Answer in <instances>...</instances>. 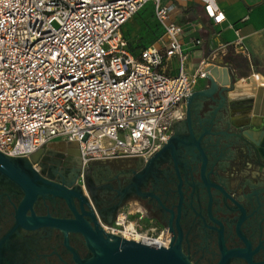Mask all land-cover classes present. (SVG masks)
<instances>
[{
    "label": "built area",
    "instance_id": "built-area-1",
    "mask_svg": "<svg viewBox=\"0 0 264 264\" xmlns=\"http://www.w3.org/2000/svg\"><path fill=\"white\" fill-rule=\"evenodd\" d=\"M201 1L214 23L224 20L214 0ZM148 4L160 35L131 49L123 27ZM171 10L161 0H0V152L30 158L51 142L73 143L64 147L83 165L155 154L206 77L207 60L187 73L184 28ZM173 57L171 76L163 68ZM104 228L152 247L170 243L165 230H143L126 215Z\"/></svg>",
    "mask_w": 264,
    "mask_h": 264
},
{
    "label": "flooded vegetation",
    "instance_id": "flooded-vegetation-1",
    "mask_svg": "<svg viewBox=\"0 0 264 264\" xmlns=\"http://www.w3.org/2000/svg\"><path fill=\"white\" fill-rule=\"evenodd\" d=\"M185 119L173 124L171 142L152 161L83 165L68 147H44L35 162L15 160L35 187L48 188L41 178L68 192H37L27 206L24 189L0 173V264H78L92 255L83 233L30 217H80L91 231L97 224L109 233L104 227L122 209L179 239L191 264H216L230 250L239 253L225 264H264V162L225 148L217 135L201 136L195 119L191 126Z\"/></svg>",
    "mask_w": 264,
    "mask_h": 264
},
{
    "label": "water",
    "instance_id": "water-1",
    "mask_svg": "<svg viewBox=\"0 0 264 264\" xmlns=\"http://www.w3.org/2000/svg\"><path fill=\"white\" fill-rule=\"evenodd\" d=\"M206 71L207 86L201 90L192 92L186 98L185 122L191 126L195 119L197 126L202 130V135L213 134L220 137L222 145L229 148L238 146L243 154L252 159L264 162V78L259 83L248 77L246 83H242L226 66L208 64ZM259 78V76H257ZM245 89L246 92L244 91ZM200 113L203 118L200 119ZM172 140L169 137L165 146ZM200 138L194 141L199 148ZM51 142L47 149H62L64 146L75 147L73 143L58 142L63 147H56ZM164 146V147H165ZM200 149V148H199ZM42 150L26 156H10L0 152V173L20 185L26 197L22 204L29 206L37 192H49L59 196H65L68 192L63 186H59L38 178L48 188H37L24 172L14 163L17 159H29L37 161ZM157 152L149 161L156 158ZM205 162V157L203 158ZM20 221L25 222L21 214ZM35 222H47L70 231L83 233L86 243L92 255L78 264H191L183 254L180 241L174 237L170 239L168 247H152L141 242L129 240L119 235L106 233L96 224V230L91 231L84 221L59 220L49 217H30ZM238 250H230L223 253L222 258L216 264H225L229 255L238 254Z\"/></svg>",
    "mask_w": 264,
    "mask_h": 264
},
{
    "label": "crops",
    "instance_id": "crops-1",
    "mask_svg": "<svg viewBox=\"0 0 264 264\" xmlns=\"http://www.w3.org/2000/svg\"><path fill=\"white\" fill-rule=\"evenodd\" d=\"M214 1L224 14L220 23H214L206 16L201 0H161L162 4L172 7L173 20L184 28L181 44L188 54L187 73L194 74L199 63L207 60L206 66L210 63L226 66L242 83L254 75L257 84L261 85L259 81L264 78V0ZM195 40L200 43L196 44ZM163 69L168 75H176L177 58L167 60ZM207 84L206 78H199L193 92ZM54 146L60 147V144Z\"/></svg>",
    "mask_w": 264,
    "mask_h": 264
},
{
    "label": "rangeland",
    "instance_id": "rangeland-1",
    "mask_svg": "<svg viewBox=\"0 0 264 264\" xmlns=\"http://www.w3.org/2000/svg\"><path fill=\"white\" fill-rule=\"evenodd\" d=\"M149 6L150 4H148L147 7L149 8ZM123 32L125 39L128 41L130 46L133 47L155 43L158 38V30L154 25V19L151 11L148 9L140 12L129 20L124 25ZM128 211V209H122L119 214L126 215L129 220L138 223L143 230L147 228H155L151 223H147L146 221L140 219L136 214L131 215ZM155 230L158 231L159 229L155 228Z\"/></svg>",
    "mask_w": 264,
    "mask_h": 264
},
{
    "label": "trees",
    "instance_id": "trees-1",
    "mask_svg": "<svg viewBox=\"0 0 264 264\" xmlns=\"http://www.w3.org/2000/svg\"><path fill=\"white\" fill-rule=\"evenodd\" d=\"M146 9H148V10H150V8H145L144 10H146ZM144 10H142V11H144ZM141 11V12H142ZM151 11V10H150ZM140 13V12H139ZM138 13V14H139ZM151 14H152V12H151ZM153 17V16H152ZM154 25H155V27L157 28V30H158V34H157V37L160 35V28H159V26H158V24L155 22V20H154ZM124 33V32H123ZM146 45H143V46H136V47H132V46H130V48L131 49H135V48H142V47H145Z\"/></svg>",
    "mask_w": 264,
    "mask_h": 264
},
{
    "label": "bare ground",
    "instance_id": "bare-ground-1",
    "mask_svg": "<svg viewBox=\"0 0 264 264\" xmlns=\"http://www.w3.org/2000/svg\"><path fill=\"white\" fill-rule=\"evenodd\" d=\"M55 144H60V143L57 142V143H54L53 145H55ZM61 147H63V146H61V144H60V148H61ZM124 237L127 238L126 236H124ZM136 239H137V238H136Z\"/></svg>",
    "mask_w": 264,
    "mask_h": 264
}]
</instances>
